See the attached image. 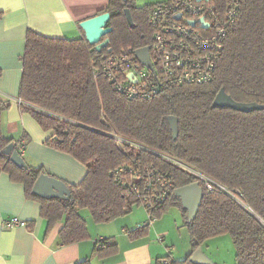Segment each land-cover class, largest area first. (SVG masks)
Segmentation results:
<instances>
[{"label":"trees","instance_id":"obj_1","mask_svg":"<svg viewBox=\"0 0 264 264\" xmlns=\"http://www.w3.org/2000/svg\"><path fill=\"white\" fill-rule=\"evenodd\" d=\"M125 9L131 11L133 26ZM150 9L137 7L134 0H110L99 13H110L113 28L102 38L110 43L101 52L85 38H51L28 31L21 58V107L43 130L54 131L46 144L71 154L87 167V174L78 185L62 180L69 192L64 197L33 193L38 177L46 173L42 167L19 168L4 152L13 140L3 132L7 105L1 100L0 170L24 184L27 196L41 204L48 230L64 222L59 238L60 245L67 246L90 238L81 210L101 224L140 206L136 194L119 185L112 173L122 165L151 163L171 176L172 192L149 212L146 225L128 231L130 238L144 235L152 221L173 206L187 221L174 191L199 182L204 191L201 206L196 218L187 222L192 252L172 263L194 264L192 254L207 240L229 235L236 264H264V110L245 113L213 105L221 89L237 102L264 105V0L244 2L227 34L213 81L175 87L152 98H129L95 72L111 55L151 45ZM170 116L178 119L177 126H171ZM188 169L233 195L241 193V202L223 190H206ZM117 252L116 239L106 238L97 243L93 256L102 259Z\"/></svg>","mask_w":264,"mask_h":264},{"label":"crops","instance_id":"obj_2","mask_svg":"<svg viewBox=\"0 0 264 264\" xmlns=\"http://www.w3.org/2000/svg\"><path fill=\"white\" fill-rule=\"evenodd\" d=\"M109 2L0 0V100L7 105L2 114L3 132L17 144L28 165L42 167L46 174L71 185H78L84 179L87 167L71 154L47 145L54 131L43 130L21 107V58L29 30L51 38H85L80 23L99 15ZM138 208L141 214L132 213L135 218L131 214L109 223L97 224L93 220L90 223V219L85 218L90 238L62 246L59 233L64 222L59 221L48 230L41 204L27 196L24 184L13 181L8 173L0 170V264H78L88 259L92 264H158L166 256L179 262L191 254V242L181 250L174 240L168 244L170 224L175 223L171 213H167L171 209L155 220L144 235L130 238L128 231L138 229L149 219L146 209L143 206ZM9 217L26 221L29 227L4 228L3 221ZM106 238L116 239L118 252L102 259L94 257L97 243ZM160 238L163 240L160 241ZM223 242H229L227 235L210 239L201 248L215 264H236V251L232 258L234 261L229 260V263L222 259L218 251L209 252L210 244Z\"/></svg>","mask_w":264,"mask_h":264},{"label":"built area","instance_id":"obj_3","mask_svg":"<svg viewBox=\"0 0 264 264\" xmlns=\"http://www.w3.org/2000/svg\"><path fill=\"white\" fill-rule=\"evenodd\" d=\"M245 1L169 0L158 3L148 14L152 30L149 56L153 69L143 66L135 50L129 48L102 60L95 74L105 77L129 98L138 99L152 98L175 87L208 84L215 77L227 34ZM188 170L201 180L206 190H223L241 202V193L233 195L203 173ZM112 176L124 189L136 194L149 219V212L163 205L172 192L171 176L151 163L122 165ZM27 226L26 221L17 217L3 221V227L8 229ZM172 261L175 260L169 256L163 258L161 264H173Z\"/></svg>","mask_w":264,"mask_h":264},{"label":"water","instance_id":"obj_4","mask_svg":"<svg viewBox=\"0 0 264 264\" xmlns=\"http://www.w3.org/2000/svg\"><path fill=\"white\" fill-rule=\"evenodd\" d=\"M123 1L127 2L128 0ZM125 16L129 24L133 26V17L130 9H125ZM110 19V13H102L80 23L86 41L90 45H95L97 52H101L104 48H107L110 43L109 39L102 41V38L113 31V28L109 26ZM111 50L112 49H109V51ZM135 54L143 66L153 69L149 56V46L137 49ZM213 105L215 107H226L245 113H250L254 110H264V105L262 104L235 101L225 92L224 89H221L217 93ZM168 121L172 127L177 126L178 124V119L173 116L168 117ZM4 152L10 155L11 161L17 167H28L24 158L19 154L18 149L15 148V144H10ZM33 193L42 196L57 195L64 197L63 194L69 192L66 190L65 184L62 180L56 179L48 174H42L38 177L33 187ZM174 195L180 200L183 209L187 211V222H192L198 214L203 199L204 191L202 186L199 182H195L177 188L174 191ZM191 262L194 264H215L207 255H205L201 247L192 254Z\"/></svg>","mask_w":264,"mask_h":264},{"label":"rangeland","instance_id":"obj_5","mask_svg":"<svg viewBox=\"0 0 264 264\" xmlns=\"http://www.w3.org/2000/svg\"><path fill=\"white\" fill-rule=\"evenodd\" d=\"M165 1H167V0H134L136 6L140 7V8H145L147 6L152 7L158 3L165 2ZM138 207L139 206L134 208V211L132 212L133 214H134V212L141 214V212H139ZM140 209H142L144 211V209L142 207ZM169 209H171V210L167 213H171L170 215H172V217H174V222L176 224L173 222L170 224L171 234H170L169 238H167V240L170 241L168 244L170 245L171 241L174 240L178 243V249L181 250L186 246V243L190 244V242H191V235H190V232H189V229L187 226V221L183 218L182 213L177 206L176 207L173 206ZM132 213H130L129 216ZM81 215L86 219L89 218L91 221L90 223H92L93 219H92L91 214L88 210H86V209L81 210ZM133 216H131V218ZM133 218H135V216ZM172 221H173V218H172ZM227 239L229 242H227V243L223 242L221 244H218V243L217 244H210L211 246H209L208 249L210 250L209 252L218 251V254L220 256H222V259L229 263V260H232V262L234 261L232 258H234V255H235V246H234L233 241L229 235H227ZM204 250L208 251V250H206V248Z\"/></svg>","mask_w":264,"mask_h":264}]
</instances>
